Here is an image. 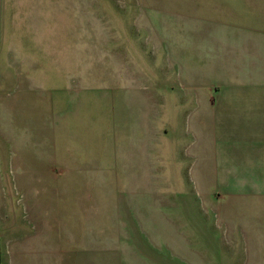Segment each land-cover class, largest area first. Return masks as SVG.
I'll use <instances>...</instances> for the list:
<instances>
[{
	"label": "rangeland",
	"instance_id": "1",
	"mask_svg": "<svg viewBox=\"0 0 264 264\" xmlns=\"http://www.w3.org/2000/svg\"><path fill=\"white\" fill-rule=\"evenodd\" d=\"M90 1L33 79L0 66V264H264V209H190L160 136L217 80L193 50L264 44V0Z\"/></svg>",
	"mask_w": 264,
	"mask_h": 264
},
{
	"label": "crops",
	"instance_id": "2",
	"mask_svg": "<svg viewBox=\"0 0 264 264\" xmlns=\"http://www.w3.org/2000/svg\"><path fill=\"white\" fill-rule=\"evenodd\" d=\"M89 3L93 5L90 0H0V66L4 63L7 69L28 71L16 80L33 79L32 71L44 67L52 29L60 34L66 32L67 21L81 19L83 13L92 16V5L83 10ZM259 39L253 46L234 42L193 50L199 60L218 71L217 80L190 82L195 85L187 97L186 118L191 126L185 128L181 117L176 129L160 131L162 142L172 130L175 141L189 139V170L178 181L182 192L188 188L187 194L195 199L190 209H199L197 198L203 209L206 205L211 209H264V44ZM179 150L174 156L182 166ZM91 250V258L106 254ZM77 254L64 255V264H78L76 259H67Z\"/></svg>",
	"mask_w": 264,
	"mask_h": 264
}]
</instances>
